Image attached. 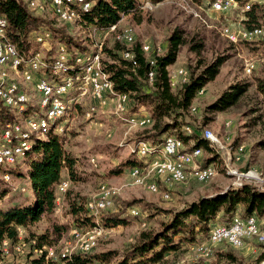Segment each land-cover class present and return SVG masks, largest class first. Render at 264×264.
<instances>
[{
	"label": "rangeland",
	"instance_id": "374dc122",
	"mask_svg": "<svg viewBox=\"0 0 264 264\" xmlns=\"http://www.w3.org/2000/svg\"><path fill=\"white\" fill-rule=\"evenodd\" d=\"M30 1L27 0L28 4ZM32 1L36 4L32 11L39 13L37 16L48 24L35 33L45 34L48 38L39 45L33 41L34 33L25 55L38 52L41 59L52 62L57 54L58 44L65 45L58 42V38L53 40L49 32L51 26L57 29L67 27V31L74 37L73 40L78 41L85 51H75L74 41L68 47L71 52L65 47L70 61L76 56L83 59L74 74L51 77L47 69L38 73L53 82L77 78L65 98L69 110L59 120V124H50L51 127L55 126L53 131L75 164L72 168L73 178L68 170L62 173L65 180L59 184L65 183V190L58 193L57 185V200L53 209L43 214L37 222L27 227H17V240L19 239L20 244L33 241V250L36 252L42 246L41 253H37L32 263L27 264H44L46 250L53 252L51 259L46 257V264H67L71 257L78 254L105 255L101 263L93 260L89 264H116L137 243L141 233L157 231L162 223L169 221L176 212L200 197L224 192L232 187L238 188L240 182L241 186L249 185L264 192V109L262 96L257 92V81L264 80V37L240 42L231 40V30L226 28L235 29L236 34L244 29V18H248L240 3L230 11L213 13L208 11L212 0H137V8L121 15L120 22L108 28H100L86 26L85 20L63 23L55 15L51 0ZM247 3L251 5L248 12L252 10L256 19L251 23L255 25V22L262 21L264 0H248ZM126 28L134 34L135 43L149 48L145 53L149 62L153 61L152 57L166 53L172 35L177 34L180 37L182 42L178 47L177 59L167 68L170 80L171 74L179 76V70L183 71L186 80L188 75L194 72L199 74L218 58L224 59L216 77L197 92L182 124L157 141L141 140L147 139L153 125L150 116L143 115L150 111L148 105L134 107L124 100L121 103V112L117 109V101L108 93H104L102 99L93 98L90 88L82 80L85 63L95 59L105 71L108 65L113 64L108 53L103 51L104 47L109 49L114 41L118 42L116 35ZM248 64L253 65L250 72ZM3 72L8 82L17 83L27 90L31 104H37L38 95L32 82H23L22 69L7 67ZM183 77H175L176 83L182 81ZM33 79L36 80V77ZM181 85L182 83L172 86V91L176 92ZM234 86L245 87V93L235 104L220 112L206 110ZM96 102L107 106L98 109ZM109 102H113V105H108ZM16 117L14 122L22 126L23 117ZM205 129L212 131L220 146L207 143V147L200 149V154H203L201 162L204 166L211 165L215 175L208 182L199 183L193 177V169L198 168L199 155L193 156L192 153L198 149L195 144L201 139V131ZM51 130L50 128L49 131ZM167 136L180 139L178 155L186 156L188 161V166L185 163L186 181L166 187L159 179L148 176L145 177L143 185H136L135 179L130 177V170L133 167L144 168V158L156 159L159 156L142 157L131 153L132 149L138 151L141 147L149 146L158 149ZM43 138H46V134L40 137ZM1 144L0 141V146ZM26 161L10 167V170L14 169V182L12 183V177L9 176L10 181L7 184L12 185L11 188L6 187V195L0 199V210L25 206L34 201V192L27 181ZM127 162L128 166L122 167ZM228 169L234 170V174H241V181L237 185H234V176L227 174ZM3 173L0 171V178ZM149 183H156L158 192H150L146 188ZM101 187L114 193L113 206L101 215L119 213L122 222L117 226L101 224V215L93 218L87 214L92 217L90 219L84 212L78 215L72 212L73 207L79 205L84 208L89 201L95 200ZM165 192L169 194V199H163L162 193ZM133 201H136L133 207L139 213L136 217L130 215L124 207L125 203ZM236 214L242 216L241 207ZM227 223L229 222L219 216L210 224V228ZM261 223L263 228L264 222ZM209 234L210 229L196 230L189 239L181 231L174 236L173 243L168 246L162 260L156 264H264L263 246L254 242H247L242 248H232L226 244L210 246L207 238ZM41 237L44 238L40 239ZM201 243L210 251L206 256H200L196 251L197 244ZM161 248L162 246L156 250Z\"/></svg>",
	"mask_w": 264,
	"mask_h": 264
},
{
	"label": "trees",
	"instance_id": "16d2710c",
	"mask_svg": "<svg viewBox=\"0 0 264 264\" xmlns=\"http://www.w3.org/2000/svg\"><path fill=\"white\" fill-rule=\"evenodd\" d=\"M237 1L242 3L248 0ZM136 2L137 0H97L89 12L82 16L81 21L84 22L85 20L86 26L92 25L100 28L114 26L120 20L121 15H126L137 8ZM37 14L39 15V13H35L30 9L27 0H0V17L6 20L7 37L22 53L28 51L29 40L32 35L45 27V25H48ZM247 16L248 21L244 22L245 26L257 28L258 22H255V25L251 23L256 21L252 10L247 12ZM50 28L52 32L48 30L53 40L58 38V42L63 43L70 51L68 47L72 45L74 37L67 31V27L57 29L51 26ZM181 42L177 34L172 35L169 39L166 53L162 56L154 57L155 60L152 62L147 61L143 46L135 43V40L129 47L115 41L111 48L107 49L104 47L103 51L108 53L113 64L108 65L106 71L101 66V71L111 83L113 92L125 95L129 105L130 103L134 107L148 105L150 108L149 118L153 121V125L147 135V139L141 140L148 142L149 140L152 142L157 141L169 131L180 126L197 92L216 77L219 68L224 62L223 58H218L215 62L206 66L199 74L196 75L194 72L188 75L187 81H179L175 84L177 86L180 82L182 83L180 87H177V91L174 92L172 88L175 86L172 87L170 84L167 68L175 63ZM74 43L76 44L75 51H85V48L78 44V41H74ZM127 49L132 51V53H129L131 58L123 59L122 55ZM151 72L155 76L150 82L148 74ZM257 92L262 96L264 109V80L257 81ZM244 93V86L231 87L229 91L224 92L217 100L211 103L206 110L209 112L223 111L235 104ZM36 110V104H30L28 114H32ZM11 115L5 108L0 111V119L4 123L14 120V116ZM59 123L60 121H56L55 125ZM32 139L33 145L30 151L19 158L12 168L20 161L25 162L27 160L28 179H26L30 189L34 192V201L25 206L12 207L5 211L0 210V242L7 239L13 242L16 241L18 235L17 227H27L29 224L37 222L43 214L51 211L57 197L56 187L65 180L62 175L63 171L68 170L71 177L73 174L72 168L75 162L66 153L58 135L53 130L46 134V138L37 139L32 136ZM195 147L198 149L207 147V142L202 138V133L201 139L197 141ZM128 164L127 162L122 167L128 166ZM10 169V167H0V171L4 172L2 177L4 174H8L12 177L13 183L14 169ZM11 185L7 184L3 178H0V199L6 195V187L11 188ZM135 203L136 201L125 203L124 207L127 211H130L136 208L133 207ZM239 207L242 209V216L236 214ZM72 210L74 215H78L81 212L87 215L85 205L84 208L78 205L76 208L73 207ZM219 214L226 222H229L224 224L226 226L231 223L235 216L243 218L255 216L259 221L264 222V192L249 185H242L238 188L232 187L224 192L200 197L183 210L176 212L169 221L162 223L157 231L141 233L137 243L116 264H156L162 260L163 254L168 250V246L173 243L175 235L182 231L190 239L194 236L196 230L209 231V229L211 230L210 224ZM119 216V213L114 214L111 212L102 216L100 222L104 226H117L122 222ZM87 217L92 219L88 215ZM43 238L41 237L40 239ZM160 246L162 248L157 251L156 249ZM104 257L105 255L78 254L74 255L73 258L71 257L70 264H89L93 260L102 262ZM48 264L53 263L48 262Z\"/></svg>",
	"mask_w": 264,
	"mask_h": 264
},
{
	"label": "bare ground",
	"instance_id": "6f19581e",
	"mask_svg": "<svg viewBox=\"0 0 264 264\" xmlns=\"http://www.w3.org/2000/svg\"><path fill=\"white\" fill-rule=\"evenodd\" d=\"M219 1L220 0H212V2H210L209 4L210 9L213 8V2ZM51 2L52 7H54V12L57 18L63 23H69L75 20L81 21L82 16L89 12V10L94 6L97 0H51ZM28 5L31 10L33 8H36V4L32 0L29 2ZM6 30V20L0 17V81L2 82L0 84V111L2 108L7 109L14 116V120L16 116H22L23 125H18V123H15L14 120L4 123L0 119V139L5 138V141H1L2 144L0 146L1 168L12 167L15 162L18 161L19 158L23 157L28 151H30L33 145L32 136H35L37 139H40V137H43L45 134H47L50 128L54 130L55 126H50L52 122L59 121L65 116L66 111L62 115H56L53 117V115L56 113V110L68 108L67 100H65L67 95H65L64 92L55 91H58L62 88H66L68 86H71L72 88L73 81L77 78H65L62 81L60 80V82H53L49 78H46V76H40V74L38 73L43 69H47V71L51 74V77H58V75L60 76V74H74L77 71L76 67L83 62V59L77 58V56L74 57V59H71L70 61V56L62 44H58L57 54L53 58L51 63H48L47 61L41 59V56L38 52L32 55H25L24 53H21L17 49V47L9 41L6 34ZM243 31L244 29H241L235 35H243ZM133 35L131 33V30L126 28L123 31L118 32V34L116 35V40L129 47L133 44L135 40ZM260 36L264 37V29L257 28L255 29V32L248 33V39H240V41L251 40L255 37ZM46 38L48 37L45 34L41 35L35 33L33 41L39 45H42L43 42H45ZM230 38L233 41H237L234 35ZM2 42L8 44V48H10V50H7L5 44H3ZM143 51L146 53L149 51V48L147 46H143ZM129 58H131L130 54L126 53L125 59ZM85 62H87V60ZM7 67H11L14 69H22L23 82L27 84L32 82L33 89L38 95L36 104L37 110L34 113L28 114L29 106L31 103L27 90L22 86H19L17 83L8 82L6 74L3 72V69H6ZM248 67L252 69L253 65L248 64ZM91 68L93 76H91L90 78ZM83 70L84 76L82 77V80L83 83L85 85H88V87L90 88V94L92 95V97L96 99H102L103 94L108 93V95L112 96V98L117 101V109L122 111L123 107L121 103H123V101L126 99V96L113 92L112 85L108 81L107 77L102 73L98 62L93 59L92 62L85 63ZM28 73L36 74L29 75ZM177 73H179V76L173 75L171 77V86H174L176 84L174 80L175 77H183L182 70H179ZM150 75H153V73L151 72L148 74V80L151 82L153 78H150ZM33 77H36V80L33 79ZM184 80L185 79L183 77L182 81ZM43 81H46L47 90H45L41 94L39 82ZM9 84L11 85V87L8 88L6 94V89ZM59 129L60 128L58 127V130ZM202 138L212 146H220L219 141L211 130H203ZM167 142H169L168 149H166ZM14 144H18V147H16V149H14ZM179 147L180 142L179 140H177L176 137L167 136L166 138H164L158 149H152L151 146H149L148 148L141 147L138 149V152L142 156L156 155L160 158H168L169 164H160L155 166L150 165V171H152L155 174L156 178L159 179L166 187L174 185V183L183 184L186 181L185 159L187 160V157L178 155ZM200 152L201 150L197 149L193 151L192 155L197 156L198 154H200ZM139 153L136 154L140 155ZM177 170H184L183 179L181 176H178ZM130 172V177L135 179L136 185L144 184L145 177H147L148 175V171L146 172L143 168L139 169L137 167H133ZM211 173L212 175L210 176H208V174H201V179H198L197 181L199 183L208 182L215 175V172L212 167ZM234 173V170L228 169L227 174L229 176L233 175ZM2 178L6 182L10 181V177L8 174H4ZM237 184L238 182L234 183V185ZM241 184L242 183L240 182L239 186H241ZM64 187L65 183L58 184V193L64 192ZM146 188L152 193L158 192V187L156 183H149L147 184ZM113 197L114 193H111L105 187H101V191L95 199L96 207H94V200L89 201L85 205L87 214L89 216H92L93 218H99L102 212L111 209V207L113 206ZM162 197L163 199H169V194L166 192L162 193ZM129 213L134 217L139 215L136 209H131ZM256 219L257 218L255 216H248L244 218L236 217L227 226L217 225L212 227L208 237V244L210 246L226 244L232 248H242L247 242L256 243L257 230H245V232H239L237 242L235 236H226L220 238L218 236H210L216 229H229V227L233 226V224L238 223V221ZM260 221L258 220V232L259 234H264V228L261 227L262 223L260 224ZM5 241L6 240L0 242V248L5 247ZM259 245H264V237H259ZM41 248H38V251L36 253H41ZM196 251L200 256H206L210 252L208 248L202 243L197 245ZM45 253L47 254L46 257L48 258V260L53 257V252L51 250H46ZM67 264H70V259L67 261Z\"/></svg>",
	"mask_w": 264,
	"mask_h": 264
},
{
	"label": "built area",
	"instance_id": "2783aa9c",
	"mask_svg": "<svg viewBox=\"0 0 264 264\" xmlns=\"http://www.w3.org/2000/svg\"><path fill=\"white\" fill-rule=\"evenodd\" d=\"M238 3H240V2H238L237 0H220L219 2H213V8L208 9V11L213 12V13L227 12V11H230L231 9H233L234 7H236L238 5ZM240 4L242 7V11L244 13H247L251 5L249 3H247V1L242 2ZM244 21L247 22L248 18H244ZM257 28H264V16H263L262 21H259L257 23ZM257 28H250V27L244 26L243 35H235V29H231L228 27L226 29H230L231 35H234L235 38L240 42V39H248V33L249 32H255V29H257ZM252 42L255 43V41H252ZM2 43L5 44L7 50H10V48H8V44H6L4 42H2ZM126 53H132V51L130 49H127L125 51V54ZM125 54L122 55L123 59H125ZM152 60H155L154 57H152ZM249 72H250V68H249ZM28 74L29 75H35L36 73H28ZM91 76H93L92 68H91L90 78H91ZM154 76L155 75H150V78H154ZM171 77H172V74H171ZM10 87H11V85L9 84V86L6 89V94H7L8 88H10ZM39 88H40L41 94L45 90H47L46 89V81L39 82ZM81 90L83 92V88ZM70 91H71V86H68L66 88H62V89L55 91V92H64L65 95H68V93H70ZM78 102H79V100L75 101L74 104H77ZM108 105H113V102H109ZM95 106H97L98 109L99 108L103 109L107 105H101V102H96ZM67 110H69V109H58V110H56V113L53 115V117L56 115H62ZM132 123H136V122H132ZM61 128H64V127H61ZM0 141H5V138L0 139ZM169 142H172V141H169ZM169 142H167V144H166V149H168V143ZM16 147H18V144H14V149H16ZM131 153H139V152L137 151V149H132ZM198 155H199L198 168L193 169V177H197V180L201 179V174H208V176L212 175L211 165L207 164L204 166L203 163L201 162L203 159V154H198ZM142 157H144V156H142ZM144 161H145L146 165H153V166L160 165V164H169L168 158H156V159L144 158ZM185 161H186V166H188V161L186 159H185ZM177 173H178V176H181L183 179L184 170H177ZM233 176H234V183L240 182L241 174H233ZM160 179H163V178H160ZM174 185H177V184L174 183ZM263 190H264V188H263ZM94 207H96L95 206V200H94ZM245 230H257L256 244L259 245V237H264V234H259V232H258V220L257 219L256 220L238 221V223L233 224V226L229 227V229H216L210 236H218L219 238L220 237H226V236H235V239L237 242V237L239 235V232H245ZM260 246H264V245H260ZM36 255H37L36 250H33V241H30L29 244H20L19 239L14 241V242L11 240L5 241V247H2V249L0 251V264H27V263H32V260L35 259ZM46 256H47V254H45V263L44 264H46Z\"/></svg>",
	"mask_w": 264,
	"mask_h": 264
},
{
	"label": "crops",
	"instance_id": "0c3cea01",
	"mask_svg": "<svg viewBox=\"0 0 264 264\" xmlns=\"http://www.w3.org/2000/svg\"><path fill=\"white\" fill-rule=\"evenodd\" d=\"M176 76V75H175ZM178 77V76H177ZM175 80V79H174ZM176 82V81H175ZM125 102H127V99H125ZM149 109V108H148ZM150 112V111H149ZM146 113V114H143V115H147V116H150V113ZM154 147H157V146H154ZM160 158V157H159ZM145 171H148V175H147V177L148 176H151V177H155L156 178V176H155V174L152 172V171H150L151 170V168H150V165H146L144 168H143ZM163 184V183H162ZM219 216H221V214H219L218 216H217V218L219 217ZM236 217H240V216H235L234 218H236ZM233 218V219H234ZM232 219V220H233ZM260 224H261V222H260ZM214 227V226H213ZM261 227H262V225H261ZM264 228V227H263Z\"/></svg>",
	"mask_w": 264,
	"mask_h": 264
}]
</instances>
